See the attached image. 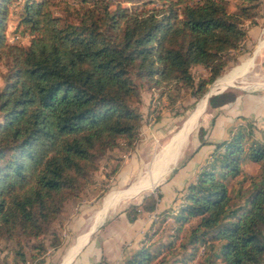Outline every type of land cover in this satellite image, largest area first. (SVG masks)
<instances>
[{"label":"trees","instance_id":"1","mask_svg":"<svg viewBox=\"0 0 264 264\" xmlns=\"http://www.w3.org/2000/svg\"><path fill=\"white\" fill-rule=\"evenodd\" d=\"M60 1L0 0V240L15 263L25 260L24 246L29 258L45 249L40 236L107 150L133 147L141 86L161 87L171 105L199 97L264 16L263 0ZM12 12L24 45L6 40ZM234 98L222 90L206 103ZM246 162L258 164L254 174L242 173ZM144 199L153 209L152 193ZM136 205L125 211L129 220ZM172 217L173 240L164 245L181 264H264V129L258 139L251 124L237 123L214 142ZM158 247L141 243L119 264H159Z\"/></svg>","mask_w":264,"mask_h":264},{"label":"rangeland","instance_id":"2","mask_svg":"<svg viewBox=\"0 0 264 264\" xmlns=\"http://www.w3.org/2000/svg\"><path fill=\"white\" fill-rule=\"evenodd\" d=\"M119 1L125 6L132 4L129 0ZM140 1L134 0V3ZM232 3L233 0H230V7H232ZM61 5L62 1L58 4V9ZM17 6L18 2H13L11 5L12 11ZM14 22L15 14L12 12L9 15L5 29L6 40L24 45L27 43L28 36L14 33L12 31ZM263 35L264 16L259 19L257 24L247 27L245 44L237 60L228 63L221 74L216 77L217 79H213L206 85L204 91L205 93L219 79L251 60L253 65L247 73L245 72L243 75L236 77L223 87L210 91L231 90L235 93V98L215 108L209 107L205 102V106L195 120L194 125L181 140L175 160L170 163L165 174L148 189L144 188L130 197L120 195L107 209L102 219L88 235V241L73 256L69 264H86V261H88V264L92 263V258L94 259L96 254L92 257L89 256L100 246L104 238L116 229L115 224H119V216L128 221L136 220L135 226L139 227H136L138 230L136 237H140L141 240L139 243L136 241L137 246L134 248L141 243H150L151 248L159 245L156 260L165 258L159 264H181L180 261L174 259L180 253L176 249L169 250L164 244L173 240L172 228L174 222L170 210L176 207L182 193L185 191L180 186H184L185 182L189 180L188 178L192 176L193 163L196 165L202 155H206V158L201 165L209 159L213 143L225 138L237 123L251 124L254 137L258 139L262 137L264 129V41L259 47L258 44ZM3 71L4 67L0 63V75ZM160 88L150 87L147 89L144 86L139 88L140 125L138 127V138L135 140L133 147L126 149L118 145L107 150L99 158L97 168L91 171L90 181L85 184L81 193L77 197L69 198L63 202L60 212L50 223L47 232L40 236L45 249L38 252L35 257L29 258L28 247L24 246L25 260H19L15 263L10 250V243L0 240V259L6 258L7 264H38L39 260H41L39 264H62L89 227L90 221L103 210L109 197L125 192L128 186L137 181L151 178L153 174L162 168L170 149L179 140L188 117L196 109L195 107L205 94L203 93L197 98L184 94L171 105L168 104L164 95L159 94ZM203 139L210 141V143H201ZM191 157L188 166L186 165L182 170H177ZM199 167L196 169L195 174ZM257 167L258 164L255 162H246L242 166L244 171L242 173L254 174ZM195 174L191 180L195 178ZM241 177L242 174H239L238 179ZM175 182L179 186L177 189L171 187ZM245 183L246 181L242 185H245ZM160 189L163 192H160ZM149 192L154 196L155 202L154 208L147 211L144 209V203L148 200L144 199L142 201V197ZM158 193H160L159 196ZM133 203H137V213L133 220H129V215L125 211L128 210L129 213L131 210L129 205ZM163 209L167 210L162 211ZM147 212L151 213V220L144 223L147 220ZM183 232V230L178 232L177 237L174 239V246H178ZM52 238L56 239V244L51 243ZM131 241L132 238L120 241V249H127L126 247ZM111 245L114 246L115 244L112 242ZM120 249L118 250L120 251ZM170 251L173 252L170 253ZM124 257H119L121 258L120 261ZM108 260V255H105L98 263L106 264ZM195 262V260H192L187 264H194Z\"/></svg>","mask_w":264,"mask_h":264},{"label":"bare ground","instance_id":"3","mask_svg":"<svg viewBox=\"0 0 264 264\" xmlns=\"http://www.w3.org/2000/svg\"><path fill=\"white\" fill-rule=\"evenodd\" d=\"M263 41H264V35L262 36V38H261V40H260V42L258 44V47L263 43ZM252 65H253V61L250 60L249 63H247V64H245V65H243V66H241L239 68L237 67V69L231 71L230 73H228L227 75H225L224 77H222L221 79H219L216 83H214L213 85H211L210 88L208 89V92H210L211 90H213L215 88L223 87V86L227 85L229 82L233 81L236 77L243 75L245 72L247 73L248 70H249V68L252 67ZM205 102H206V94L202 97V99L198 103L197 107H195L196 109L188 117L187 122H186V124L184 126V129L181 132V136L179 137V140L170 149V151H169V153L167 155L165 164L162 166V168L158 172H156L155 174H153L151 176V178H149L147 180L137 181L134 184H132L131 186H128L126 188V191L125 192H123L121 194H117V195H113V196L109 197L107 199V201H106V204H105L103 210L100 213H98V215H96V217L94 219H92L90 221L89 227L87 228V230L93 229L97 225V223L102 219V217L105 214V212L107 211V209L117 200V198L120 195L121 196L130 197L133 194L139 192L140 190H142L144 188H147L148 189V188L152 187L165 174V172L167 171V168L170 165V163H173L174 160H175V156H176V153L178 151V148H179V145L181 143V140L183 139V137L185 136V134H187V132L194 125L195 120L200 115V113L202 112V110H203V108L205 106ZM87 230L82 234V236L80 237V240L78 241V243L74 247V250L70 253V255L68 256V258L62 264H69L70 259L72 258L73 254L85 242L86 237H87Z\"/></svg>","mask_w":264,"mask_h":264},{"label":"crops","instance_id":"4","mask_svg":"<svg viewBox=\"0 0 264 264\" xmlns=\"http://www.w3.org/2000/svg\"><path fill=\"white\" fill-rule=\"evenodd\" d=\"M205 158H206V155L205 156L202 155L200 160L196 163V165H195V163H193L192 168H191V170L193 169V173H192V171L190 172V174L192 173V176L190 178H188L189 180H187L185 182L184 186H180V188L182 187L185 189L188 181H190L191 178L194 176L196 169L199 167V165H201V163L205 160ZM191 159H192V157L190 159H188L183 165H181V167H178L177 170H182L183 168H185L186 165L188 166ZM180 185H182V184H180ZM171 187L174 189H177L179 186L176 185V182H175V184L172 185ZM160 192H163V190L160 189ZM161 195H162V193H161ZM173 210H170V212H173ZM146 214H147V220H145L144 223H146L148 220H151L150 217L152 216V215H150L151 213H149V212H147ZM118 220H119L118 221L119 224H115L117 230L115 229L114 231L111 232V234H109L108 237H105L104 240L102 241V243L100 244V246L91 254V256H89V257H92V255L96 254L95 258L94 259L92 258V263H89V264H97L99 262V260L101 258H103V256H105V255H108V257H109L108 263H106V264H117L122 257L127 256L130 253V251L135 246H137L136 241H137V243L140 242V240H141L140 237H136L138 234L137 228H139V227L135 226L136 220L135 221L134 220L128 221L127 219H125L124 217H121V216H119ZM109 238H111V239H109ZM128 238L129 239L132 238V241L126 247L127 249L121 250L120 249V241H123V240L128 239ZM87 241H88V239H87ZM112 242L115 244L114 246L111 245ZM110 245H111V247H110ZM118 249H120V251ZM119 257H121V258H119ZM85 263L88 264V261H86Z\"/></svg>","mask_w":264,"mask_h":264},{"label":"water","instance_id":"5","mask_svg":"<svg viewBox=\"0 0 264 264\" xmlns=\"http://www.w3.org/2000/svg\"><path fill=\"white\" fill-rule=\"evenodd\" d=\"M221 91V89L220 90H217V91H213V92H208V91H206L204 94H206V100H207V97H208V95H210L211 93H217V92H220ZM94 229V228H93ZM93 229H89V230H87V237H86V240H85V242L78 248V250L73 254V256L75 255V254H77V252L80 250V248H82V246L86 243V241H87V239H88V235L91 233V231L93 230ZM73 256H72V258H73ZM72 258L70 259V261L72 260Z\"/></svg>","mask_w":264,"mask_h":264}]
</instances>
